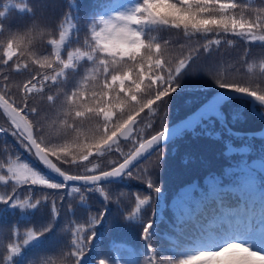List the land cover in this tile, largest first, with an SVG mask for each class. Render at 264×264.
I'll use <instances>...</instances> for the list:
<instances>
[{
    "label": "snow or ice",
    "instance_id": "1",
    "mask_svg": "<svg viewBox=\"0 0 264 264\" xmlns=\"http://www.w3.org/2000/svg\"><path fill=\"white\" fill-rule=\"evenodd\" d=\"M102 8L83 45L71 47L75 25L68 15L55 30H46L29 0L0 7V37H4L0 39V117L6 123L0 126V136L15 138L42 165L23 160L6 146L0 149V215L19 214L20 220L31 221L50 205L49 219L23 233L13 226L10 237L0 239V264H26L29 251L55 235L62 205L58 208L43 190L66 191L72 199L78 195L85 208L87 194L98 193L107 205L112 199L109 185L133 178L137 165L168 140L212 118L223 124L221 108L226 103L251 98L254 112L256 105L264 108V59L255 63L244 59V79L221 68L211 71L220 91L176 128L165 126L151 135L138 131L142 114H156L157 107L181 87V78L201 54L218 52L223 44L233 43L232 37L264 47V0H136L131 6L108 3ZM13 10L28 15L32 22L6 25ZM154 33L183 39L174 42ZM37 41L48 47L37 49ZM174 47L179 50L172 56ZM233 72L239 73L240 68ZM255 114L264 120V112ZM238 118L239 113L233 115V120ZM232 151L229 144L228 152ZM109 155L115 158L103 166L94 162ZM245 168L248 173L238 184L235 198L221 178L209 177L202 202H211V213L201 211L199 203L196 208L187 201L178 205L175 239L166 249V259H161L165 252L153 244L157 232L148 213L151 195H136L134 207L125 215L139 228L144 251L113 244L105 254L94 241L98 227L111 224L107 207L87 219H76L69 203L67 212L73 219L62 229L66 241L56 264H141V257L144 264H264V189L257 208L252 180L256 169ZM260 172L264 173V154ZM151 175L145 168L139 178L159 195L161 188Z\"/></svg>",
    "mask_w": 264,
    "mask_h": 264
},
{
    "label": "trees",
    "instance_id": "2",
    "mask_svg": "<svg viewBox=\"0 0 264 264\" xmlns=\"http://www.w3.org/2000/svg\"><path fill=\"white\" fill-rule=\"evenodd\" d=\"M29 2L36 11L40 26L46 30H55L65 15H68L71 18L70 22L75 25L72 29L70 46L79 47L83 45L93 19L99 18L96 14L103 11L102 5L116 3L120 6H131L136 0H29ZM4 3H15V0H0V7ZM31 22L28 15H21L13 10L5 24L24 25ZM6 35L7 33H5V37ZM153 35H156L157 38L171 39L174 42L183 39L179 36H170L168 33H154ZM2 38L4 37H0V39ZM231 39L233 43L230 45L223 44L218 52L213 49L210 54H201L196 63L192 65V70L181 78V87L157 107L156 114H142L143 123L139 126L138 131L144 135H151L162 127H168L189 115L199 105L220 91L211 79L212 70L221 68L233 73L237 79H244L246 76L242 67L243 60L248 59L255 63L264 59V47L258 43L250 45L235 37ZM36 47L40 49L48 46L42 41H37ZM178 50V47H174L170 50V54L175 56ZM234 68H240V72L234 73ZM254 73L259 79V71L255 67ZM15 78L24 79L23 76ZM256 109L259 112H264L261 108ZM221 111L224 114L223 124L233 132H256L263 127L262 123L250 113L248 102L244 100L230 101L222 106ZM236 113H239L241 118L233 120V115ZM148 124H151L152 127L148 128ZM0 126H6L3 117H0ZM208 132H211L212 135H208ZM229 144L235 151L228 152ZM5 146L10 153L19 154L23 160L41 167L15 138L0 136V149ZM262 154H264V139L234 136L217 119L212 118L203 121L202 125L193 131L185 132L180 137L164 144L162 148L157 149L156 153L147 161L137 165V168L134 169L133 178L124 177L109 185L108 191L112 199L107 205L98 193L87 194L89 199L87 200V208H85L81 206L78 195L76 199H72L66 195V191L57 192L45 189L43 191L50 194V201L55 199L58 208H61L62 205L61 217L55 229V235L45 240L41 247L29 251L26 264H40L43 260H50L56 264L59 260L61 249H63L66 241V233L62 229L73 219L71 214L67 212L69 203L76 212V219H87L89 214H95L105 206L107 207L109 210L108 219H110L111 224L98 227V237L94 241V244L101 246L105 254H109L113 244H123L125 248L144 251L145 242L140 237L139 228L125 219L127 212L134 207L136 195H151L153 197L151 208L148 209L157 232L153 238V244L160 251L165 252V256L161 259H166L168 255L166 249L171 246L175 239L172 233L175 231L173 225L176 220L178 205L187 201L190 207L196 208L199 203L201 211L211 213V202H202V197L209 188V177L221 178L223 187L233 192V198H235L238 184L248 173L245 165L256 169L252 174V180L255 187L256 207L259 208L260 190L264 189V173L260 172V168L252 167V163L254 161L260 162ZM159 157H163L162 161L158 167H153ZM114 158L115 156L109 155L94 162L103 166L107 160ZM145 168L151 172V178L160 186L161 193L159 195L148 189L143 179L139 178L140 170ZM67 170L79 171L76 168ZM117 198L120 200L119 203H117ZM49 218L50 205L44 206L38 211L31 221L20 220L19 214L0 215V229L3 230L0 239L6 241L10 237V229L13 226L19 227L23 233L28 227ZM2 251L3 248H0V252ZM110 254L117 255L118 253L111 252ZM140 259L141 264H144L143 257Z\"/></svg>",
    "mask_w": 264,
    "mask_h": 264
},
{
    "label": "water",
    "instance_id": "3",
    "mask_svg": "<svg viewBox=\"0 0 264 264\" xmlns=\"http://www.w3.org/2000/svg\"><path fill=\"white\" fill-rule=\"evenodd\" d=\"M216 94V93H215ZM214 94V95H215ZM213 95V96H214ZM213 96H211L209 99H211ZM208 99V100H209ZM240 100H244V101H246V102H248V107H249V111H250V113L254 116V117H256L261 123H262V129L260 130V131H258V132H247V133H236V132H233V131H231V134L232 135H234V136H237V137H254V138H259V139H264V120H262L258 115H256L255 114V112H259V111H257V109L256 108H260L258 105H256L255 106V112L253 111V105L251 104V102H250V100H251V98H247V99H240ZM207 101H205L204 103H206ZM204 103H202L201 105H199L193 112H195V111H197L200 107H202L203 106V104ZM261 109H263L264 110V108H261ZM193 112H191L189 115H187L186 117H184L183 119H181V120H179V121H177V122H175L174 124H172V125H170V126H168V128L169 129H172V128H176L183 120H185V119H187V117L188 116H190ZM218 120V119H217ZM220 123H221V121L220 120H218ZM222 124V123H221ZM224 127H225V129L229 132V128L225 125V124H222ZM230 133V132H229ZM172 139H170V140H168L166 143H168V142H170ZM165 143V144H166ZM41 167H42V165H40ZM45 171H47L46 169H45Z\"/></svg>",
    "mask_w": 264,
    "mask_h": 264
},
{
    "label": "rangeland",
    "instance_id": "4",
    "mask_svg": "<svg viewBox=\"0 0 264 264\" xmlns=\"http://www.w3.org/2000/svg\"><path fill=\"white\" fill-rule=\"evenodd\" d=\"M207 101V100H206ZM256 132H258V131H256ZM252 167H258V168H260V162L259 161H254L253 163H252Z\"/></svg>",
    "mask_w": 264,
    "mask_h": 264
}]
</instances>
